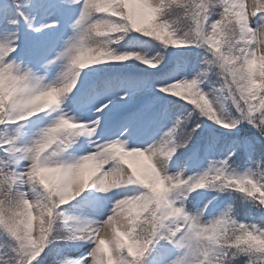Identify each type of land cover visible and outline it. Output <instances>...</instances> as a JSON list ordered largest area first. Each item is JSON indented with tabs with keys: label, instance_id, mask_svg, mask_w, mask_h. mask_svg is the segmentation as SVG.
<instances>
[{
	"label": "snow or ice",
	"instance_id": "obj_1",
	"mask_svg": "<svg viewBox=\"0 0 264 264\" xmlns=\"http://www.w3.org/2000/svg\"><path fill=\"white\" fill-rule=\"evenodd\" d=\"M0 264H264V0H0Z\"/></svg>",
	"mask_w": 264,
	"mask_h": 264
},
{
	"label": "rangeland",
	"instance_id": "obj_2",
	"mask_svg": "<svg viewBox=\"0 0 264 264\" xmlns=\"http://www.w3.org/2000/svg\"><path fill=\"white\" fill-rule=\"evenodd\" d=\"M207 90V89H206Z\"/></svg>",
	"mask_w": 264,
	"mask_h": 264
}]
</instances>
